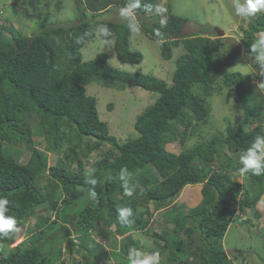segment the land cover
<instances>
[{
	"label": "trees",
	"instance_id": "obj_1",
	"mask_svg": "<svg viewBox=\"0 0 264 264\" xmlns=\"http://www.w3.org/2000/svg\"><path fill=\"white\" fill-rule=\"evenodd\" d=\"M130 3L76 0L78 20L45 23L31 35L14 25H0V195L9 200L8 215L17 219L16 231L0 239V264H54L63 256L64 243L74 264H110V256L116 264H129V248L159 253L160 264H235L224 237L231 222L241 220L239 209L247 213L264 196V175L245 174L243 183L237 179L241 153L256 136H264V95L253 75L221 63L231 46L229 37L217 31L214 38L178 36L187 19L175 14L171 3L166 19L153 15L151 25L142 24L154 40L159 41L155 31L162 32L163 58H172L173 48H184L171 82L113 67L107 52L84 61L81 48L96 36L100 24L109 27L111 35L103 39L115 38L122 62L143 60V53L130 47L129 22L103 17L110 8L122 9ZM158 6L159 0H140L134 14L146 17ZM262 34L264 11L250 17L243 26L242 43L235 47L243 45L246 57L254 58L252 46ZM89 83L122 90L141 87L158 94L135 120L137 137L123 141L111 133L108 122L100 117L97 98L86 91ZM221 87L230 90L243 118L239 124H227L225 132L206 133L212 113L207 97ZM35 124L44 130L46 148H33L23 163L16 147L34 143ZM179 124H184L182 131ZM171 134L177 136L178 151L167 147ZM51 152L56 155L53 164L49 163ZM94 153L99 157L92 172L85 173L84 157ZM75 162L78 170L73 169ZM122 173L132 196L124 194ZM92 177L95 186L85 182ZM196 184L201 185L197 203L187 213H181L184 204L168 213L182 189ZM93 188L96 200L89 197ZM123 207L133 209L128 224L118 218ZM157 208H165L167 217L161 231H150ZM33 217L28 237L18 242V227ZM168 218L174 226H169ZM93 232L107 234L106 246L92 241ZM118 233L125 235L123 244ZM77 237L82 242L77 243Z\"/></svg>",
	"mask_w": 264,
	"mask_h": 264
},
{
	"label": "rangeland",
	"instance_id": "obj_2",
	"mask_svg": "<svg viewBox=\"0 0 264 264\" xmlns=\"http://www.w3.org/2000/svg\"><path fill=\"white\" fill-rule=\"evenodd\" d=\"M159 2L160 6L164 8H167V5L171 3L173 12L187 19L178 36L204 34L214 38L217 35V28L224 30L225 34L223 37H229L227 41L232 46L228 45L229 49L227 51H231L232 49L234 55L230 56L227 54L225 45L223 51L226 52L223 55L224 60L221 63L223 66L227 65L226 67L230 68V70L253 75V82L261 88V93L264 95V88L261 87L264 79V65L256 62L255 57H246L243 45L238 48L235 47L239 43H242L243 26L250 21V17L244 19L237 16L233 7V0H159ZM109 10L103 16L105 19L111 21L118 19L116 22L121 23L129 21L128 18L121 16L120 7H112ZM153 15L160 16L164 20L168 12L157 14L156 11H153L147 14L146 17H140V26L142 24L145 26L147 23L151 25L155 20ZM134 16L135 20L139 18L138 14H134ZM79 17L80 12L77 9L76 0H0V25L6 28L14 25L25 35L33 34L34 30L45 23L76 21ZM114 44V37L103 39L96 35L81 48L84 61L93 59L98 53L107 52L109 63L113 67L129 72L141 71L151 73L171 82L173 74L176 71L178 56L180 57L181 54L185 53L183 47L173 48L172 58H163L161 55V43L150 37L142 27H140L138 33L132 31L130 38L131 49L139 50L143 53V60L140 63L122 62L117 57ZM235 53L237 54L235 55ZM221 88L210 97H207V102L210 104L212 113L208 125L204 127L206 133L225 132L227 124H239L243 118L242 111L234 103L230 90L227 87ZM86 91L97 98L100 117L108 122L111 133L123 141L128 137L135 138L138 136L134 127L137 116L147 107L151 106L158 97V94H151L141 87L127 86L126 89L122 90L99 83L87 84ZM110 103L113 104V107H109ZM35 121L33 117L29 120L32 124ZM33 127H35L34 143L31 146L25 143L16 147L18 152H20V161L23 163L28 161L33 148L42 150L46 148V139L42 126L35 124ZM178 129L182 131L184 124H179ZM176 140L177 136L175 134L169 135L167 147L170 150L178 151L177 148L179 147L174 146ZM98 157L99 154L97 153L84 157L85 173L92 172L93 163ZM53 161H56V155L51 152L49 153V163L53 164ZM73 169L78 170L76 162L73 165ZM234 173L236 174V172ZM237 179L241 183L244 182L243 176L239 173ZM200 189V184L190 185L183 189V192H180L182 194L181 197L179 198L178 195L174 199L171 207L167 208V212L173 214L174 207L185 203L180 210L181 213H187L189 207L197 203L198 198H200ZM263 197L261 201H264ZM239 198H243V195ZM257 209V214L254 212V209L253 211L248 210L247 213L239 209L237 216L241 220H233L224 237V246L235 264H264V217L262 218L261 215V213H264V205L260 209L258 204ZM165 210L159 211L158 215H156V219L154 218L156 224L150 226V231L152 229L159 231L163 229L167 217L166 215L163 216ZM35 220L36 218L33 217L18 227L16 234V237L19 238L18 242L28 237V229L31 228ZM167 221L171 222L169 218ZM174 225L172 222L169 224V226ZM112 228L115 227L113 226ZM109 229L108 233H111L112 229ZM117 235L119 241L123 244L125 235L119 233ZM107 238H109L107 234L92 233V241L97 246H101L102 244L106 246V242L109 241ZM75 239L77 243L82 242L78 237ZM146 241L150 243L149 240ZM121 247L119 245V248ZM108 248L107 250L110 252V248ZM62 249L63 256L61 260L54 264H74V258L68 251L66 243L63 244ZM123 250L124 248L119 251ZM109 258L107 261L110 264H116L115 259L111 256Z\"/></svg>",
	"mask_w": 264,
	"mask_h": 264
},
{
	"label": "clouds",
	"instance_id": "obj_3",
	"mask_svg": "<svg viewBox=\"0 0 264 264\" xmlns=\"http://www.w3.org/2000/svg\"><path fill=\"white\" fill-rule=\"evenodd\" d=\"M139 7L140 0H131V3L122 8L120 12L122 17L128 18L129 27L131 28V30L137 33L140 31V27H143L139 24L140 17L136 19V21L134 16V10ZM145 7L151 9L152 6L145 5ZM233 7L237 16L247 19L254 16L258 12L264 11V0H233ZM155 11L157 14H161L167 12V8L158 6L156 7ZM163 23L164 22L161 21L162 25ZM95 32L97 36L102 38H107L111 35V31L106 24H100L96 26ZM154 35L159 38V43L163 44L165 42L163 39V34L159 29L155 31ZM262 36L263 37H261L252 46V52L256 54L254 56L255 61L261 65H264V34H262ZM261 87L264 88V84H262ZM239 163L242 165L238 170L241 176L249 173L256 176L264 175V136L258 135L255 137L253 142L241 153L239 157ZM121 180L123 181L124 194L126 196H132L133 189L128 186L127 180L124 177L123 173L121 174ZM85 182L93 186L97 184V181L94 177L87 179ZM188 186H186L185 188H187ZM181 195L182 194L180 193L179 198L181 197ZM89 197L92 200L97 199V193L95 192L94 188L89 190ZM8 206V198L4 195H0V239L9 238L17 228V219L12 215H8ZM151 207L153 208V205H151ZM164 209L165 208L155 209L153 219H156V215H158L159 211ZM132 215L133 209L131 207H123L118 209V218L122 224H128L130 222L128 218ZM127 259L129 261V264H160L159 253H142L136 248L128 249Z\"/></svg>",
	"mask_w": 264,
	"mask_h": 264
},
{
	"label": "crops",
	"instance_id": "obj_4",
	"mask_svg": "<svg viewBox=\"0 0 264 264\" xmlns=\"http://www.w3.org/2000/svg\"><path fill=\"white\" fill-rule=\"evenodd\" d=\"M264 199V197H263ZM262 205H264V201L262 200L260 203H259V208L261 209L262 208ZM258 206H256L255 208H252V209H249V210H252L254 209V212L257 214L258 213V209H257ZM262 215V218L264 217V213H261ZM109 249V248H108Z\"/></svg>",
	"mask_w": 264,
	"mask_h": 264
},
{
	"label": "bare ground",
	"instance_id": "obj_5",
	"mask_svg": "<svg viewBox=\"0 0 264 264\" xmlns=\"http://www.w3.org/2000/svg\"><path fill=\"white\" fill-rule=\"evenodd\" d=\"M92 5V4H91ZM148 14V13H147ZM217 30V32H218V35L219 36H223L224 34H225V32H224V30H220L219 28H217L216 29ZM221 32H223L222 34H221ZM99 154V153H98ZM258 206V205H257ZM258 208V207H257ZM153 254V253H152Z\"/></svg>",
	"mask_w": 264,
	"mask_h": 264
},
{
	"label": "water",
	"instance_id": "obj_6",
	"mask_svg": "<svg viewBox=\"0 0 264 264\" xmlns=\"http://www.w3.org/2000/svg\"><path fill=\"white\" fill-rule=\"evenodd\" d=\"M223 32H221V34H222ZM149 254H152V253H149Z\"/></svg>",
	"mask_w": 264,
	"mask_h": 264
}]
</instances>
